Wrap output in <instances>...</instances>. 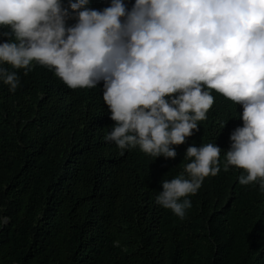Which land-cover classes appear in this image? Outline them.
Segmentation results:
<instances>
[{
  "label": "trees",
  "instance_id": "trees-1",
  "mask_svg": "<svg viewBox=\"0 0 264 264\" xmlns=\"http://www.w3.org/2000/svg\"><path fill=\"white\" fill-rule=\"evenodd\" d=\"M124 2L130 9L135 0ZM5 67L20 84L10 92L0 82V264H264V191L239 184L244 170H223L241 105L211 90L208 118L173 146L175 160L139 147L121 155L103 139L115 124L103 82L71 89L46 67L27 76ZM207 143L222 149L221 171L189 197L181 219L155 197L163 179L184 172L186 149Z\"/></svg>",
  "mask_w": 264,
  "mask_h": 264
},
{
  "label": "clouds",
  "instance_id": "clouds-1",
  "mask_svg": "<svg viewBox=\"0 0 264 264\" xmlns=\"http://www.w3.org/2000/svg\"><path fill=\"white\" fill-rule=\"evenodd\" d=\"M0 0V82L15 92L16 71L35 65L71 89L96 88L115 121L106 143L152 157L177 158L214 104L211 90L235 105L243 126L230 136L223 170H244L242 186L264 191V0ZM74 20V24H69ZM225 129L227 123L219 122ZM216 143L186 149L190 161L163 179L155 204L183 219L209 176L221 171Z\"/></svg>",
  "mask_w": 264,
  "mask_h": 264
},
{
  "label": "rangeland",
  "instance_id": "rangeland-1",
  "mask_svg": "<svg viewBox=\"0 0 264 264\" xmlns=\"http://www.w3.org/2000/svg\"><path fill=\"white\" fill-rule=\"evenodd\" d=\"M4 221H6V220H4Z\"/></svg>",
  "mask_w": 264,
  "mask_h": 264
}]
</instances>
